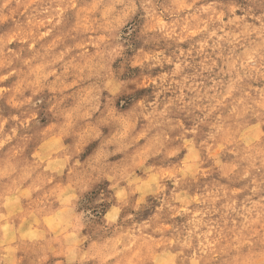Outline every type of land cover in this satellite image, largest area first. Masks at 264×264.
<instances>
[{"label": "clouds", "instance_id": "1", "mask_svg": "<svg viewBox=\"0 0 264 264\" xmlns=\"http://www.w3.org/2000/svg\"><path fill=\"white\" fill-rule=\"evenodd\" d=\"M19 3L0 0V15ZM58 4H81V26L65 33L62 54L43 46L28 50V59L12 53L8 44L20 31L0 42V97H15L13 106L23 109L0 116V182L27 179L25 169L39 166L25 161L23 141L32 137L22 130L36 123L29 109L41 105L46 125L67 129V172L57 183L76 194L87 264H264V143L242 149L241 162L227 169L223 159L235 155L229 126L253 118L264 125V0ZM138 14L137 49L126 39L135 28L122 29ZM225 28L234 34L225 38L248 46L216 51L218 41L198 47L193 40L203 43ZM73 32L94 34L85 37L94 50L76 51ZM24 35L33 44L40 39ZM193 66L197 75L216 77L212 87L188 86ZM11 77L15 84L4 87ZM9 120L15 126L6 129ZM85 131L90 138L80 143ZM66 255L56 264H82L79 254Z\"/></svg>", "mask_w": 264, "mask_h": 264}, {"label": "rangeland", "instance_id": "2", "mask_svg": "<svg viewBox=\"0 0 264 264\" xmlns=\"http://www.w3.org/2000/svg\"><path fill=\"white\" fill-rule=\"evenodd\" d=\"M80 7L81 4H77L73 8L65 9L58 4V0H20L10 13L0 15V21H3L0 24V42L5 37H11L13 32L20 31L21 38H12L11 43L8 44L12 53L28 59V50L43 46L53 52L59 50L62 54L64 49L61 45L67 43L65 33L81 26V14L77 11ZM45 8L48 10L44 11ZM84 19L86 20L87 17ZM57 20L60 21L59 24ZM143 24L144 21L138 14L132 17L122 29L127 32L130 27L135 28L132 36L126 39L137 49L141 43L138 39L140 27L137 25ZM26 30H30L33 36H39L38 42L33 44L24 35ZM225 33H228L229 37L234 35L225 28L223 32H216L210 40L203 43L196 36H193V40L198 47L218 41L216 51L248 46L244 40H239L237 44L239 37L225 38ZM72 35L75 37L76 51H82L84 47L88 51L94 50L95 45L85 39V37L90 39L94 34L73 32ZM163 42L162 40L161 43ZM67 46L72 47V45ZM190 46L185 45L186 48ZM124 47L128 50L127 44ZM128 51L131 55V51ZM205 51L209 55H213L214 52L211 47H206ZM84 55L87 56V52ZM213 58L215 59V56ZM42 70L39 66L36 68L38 73ZM184 79L187 80L188 86L203 92L206 87L213 86V80L216 77L209 73L197 75V68L193 66ZM15 82V78L11 77L4 82V87L11 88ZM185 91H188V87H185ZM192 94L189 93V95ZM24 95L29 96L30 93L25 92ZM40 95L43 93L37 95L35 99H39ZM16 103L15 97L7 95L0 97V116L22 115L23 109L13 106ZM231 107L229 106L230 110ZM43 109L44 106L41 105H37L35 109L30 108L29 110L36 114V123L31 124L28 130H22V132L27 131L28 136L32 137L23 141L28 145L24 150L25 161L29 165L36 162L39 166L35 171L31 167L25 169L24 174L27 175V179L5 177L4 182H0V264H32L34 260L39 261L40 264H56V261L66 260V254L70 252L79 254L82 264H87L88 249L82 250L81 245L84 230H77L74 220L75 210L72 208L76 194L66 184L57 183V177L67 172V169L63 167V160L70 151L71 143L66 138L67 129L57 133L55 125L45 124V121L41 119ZM254 120L255 118L243 119L235 127L229 126L225 132L228 139L235 140V155L229 152L223 156L225 169L234 163L241 162L239 157L244 155L242 149L264 143V125ZM15 123L9 120L5 128L10 129L15 126ZM81 137L80 143L84 139H89L90 133L85 131L81 133ZM33 140H38L39 143L33 145ZM80 143L76 146L79 147ZM177 219L180 218L177 217Z\"/></svg>", "mask_w": 264, "mask_h": 264}]
</instances>
